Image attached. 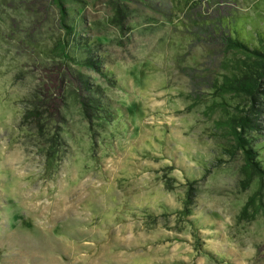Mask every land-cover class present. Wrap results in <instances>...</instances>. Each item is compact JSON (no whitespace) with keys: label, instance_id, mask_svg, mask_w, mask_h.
<instances>
[{"label":"rangeland","instance_id":"rangeland-1","mask_svg":"<svg viewBox=\"0 0 264 264\" xmlns=\"http://www.w3.org/2000/svg\"><path fill=\"white\" fill-rule=\"evenodd\" d=\"M0 264H264V0H0Z\"/></svg>","mask_w":264,"mask_h":264},{"label":"trees","instance_id":"trees-1","mask_svg":"<svg viewBox=\"0 0 264 264\" xmlns=\"http://www.w3.org/2000/svg\"><path fill=\"white\" fill-rule=\"evenodd\" d=\"M257 53L259 54V52H257L255 50V54H257ZM241 81H244V82L241 83ZM254 85H255V80H254L253 76L245 74V76L240 78V81H238V84H236L235 87L237 88L238 91L253 93L254 92V89H253Z\"/></svg>","mask_w":264,"mask_h":264}]
</instances>
